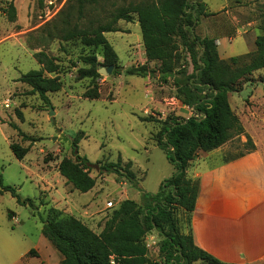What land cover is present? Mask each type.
<instances>
[{"label": "rangeland", "instance_id": "obj_1", "mask_svg": "<svg viewBox=\"0 0 264 264\" xmlns=\"http://www.w3.org/2000/svg\"><path fill=\"white\" fill-rule=\"evenodd\" d=\"M145 1L157 0H103L98 10L87 13L80 27L107 24L116 8H129ZM201 1L206 4L208 16L201 19L197 34L216 39L222 60L230 62L236 58L239 66L248 64L257 38H264V0ZM11 2L17 10L15 27H10L7 16L2 15ZM69 2L49 15L38 0H0V39L7 37L0 42V175L5 185L15 188L22 199L34 200L37 208L32 215L30 208L20 206L10 193H5L4 199H0V225L4 223L9 232L32 234L34 243L42 235L39 216H47L50 207L77 219L95 218L92 222L102 225L123 201L140 203L144 195L157 194L176 169L154 140L160 124L142 120L187 119L193 115L192 109L181 103L175 85L194 72L183 47L179 50L177 74L167 84L158 74L147 78L126 75V70L147 63L136 14L132 22L120 20L115 25L118 32L105 34L117 54L118 69L116 73L114 68L112 74H101L97 80L99 99H88L85 94L94 85L90 78H80V70L90 69L83 58L93 54L100 64L105 62L101 49L85 47L79 38L68 42L58 39L55 26L64 18L62 14ZM11 28L12 33L20 35L8 37ZM39 52L56 58L60 65L58 78L62 88L49 95L50 104L19 81L29 71L40 68L34 57ZM150 66L154 69L157 65ZM248 80L241 83L239 92L229 94V100L246 134L264 154V69L254 72ZM7 102L10 108L5 107ZM19 113L23 121L18 118ZM74 138L80 139L79 155L88 159L91 176L96 179L95 188L87 194L66 184L57 170L63 158L74 159ZM246 142L245 136L236 137L220 153L201 155L209 164L217 163L220 157L234 159L248 153ZM13 143L30 148L23 160L12 152ZM114 166L120 167V171H113ZM128 172L134 174L132 182L125 177ZM9 212L17 215V221L12 222ZM97 215L105 216L98 221ZM179 218L187 224L184 212H179ZM161 240L156 233L146 238L152 261L162 259Z\"/></svg>", "mask_w": 264, "mask_h": 264}, {"label": "trees", "instance_id": "obj_2", "mask_svg": "<svg viewBox=\"0 0 264 264\" xmlns=\"http://www.w3.org/2000/svg\"><path fill=\"white\" fill-rule=\"evenodd\" d=\"M102 1L70 0L62 14L64 18L55 26L58 39L68 42L79 38L85 47L102 50L104 64H100L93 54L83 58L90 69L80 70V78H90L94 85L86 92V97L90 100L100 97L97 84L101 77L100 66H114L115 73L118 69L117 54L105 34L118 32L115 25L120 20L132 22L136 14L147 63L126 70V75L147 78L158 74L159 79L167 84L177 74L179 50L183 47L192 60L194 72L183 83L175 85L181 103L192 109L193 115L187 119L168 117L156 120L151 117L142 120L160 124L154 140L176 169L157 194L144 195L140 203L130 199L123 201L109 216L100 234L81 220L50 207L47 216H39L43 224L42 234L62 256L61 264H112V258L119 264H226L196 246L191 232L182 231L184 222L179 218V212H184L188 225L200 193V183L189 178L188 169L199 152L217 150L241 136L247 139L248 153L230 160L256 150L230 104L229 94L239 92L243 81H249L254 72L264 69V38H257L256 50L248 64L239 66L236 58L230 62L222 60L216 39L202 38L196 32L201 19L208 16L206 4L201 0L145 1L129 8H116L107 24L81 28V21L87 13L98 10ZM38 3L42 6L43 0ZM2 13L9 22L17 21L13 2ZM34 57L40 68L29 71L19 81L50 104L49 95L62 88L58 78L59 62L45 52L36 53ZM151 63H155L156 68H151ZM18 118L23 121L21 113ZM13 127L17 129L15 125ZM24 138L35 141L28 136ZM79 141V138L73 140L74 159L63 158L58 171L66 184L87 194L95 188L96 179L91 176L88 159L79 155ZM10 148L18 160H23L30 152L29 147L14 143ZM114 167L113 171H120V167ZM125 177L132 182L134 174L128 172ZM0 193H10L20 206L30 208L34 215L37 209L34 200L22 199L15 188L4 184L1 175ZM153 233L162 239L159 245L162 259L159 262L149 258L146 244L147 236Z\"/></svg>", "mask_w": 264, "mask_h": 264}, {"label": "crops", "instance_id": "obj_3", "mask_svg": "<svg viewBox=\"0 0 264 264\" xmlns=\"http://www.w3.org/2000/svg\"><path fill=\"white\" fill-rule=\"evenodd\" d=\"M9 23L17 26V21ZM10 31L8 37L20 35ZM226 145L214 151L220 153ZM256 146L254 153L235 160L219 156L215 164L204 160L201 151L188 169L189 178L199 181L200 193L182 231L191 232L196 246L226 264H264V154ZM9 213L12 222L17 221V215ZM104 216L96 217L101 221ZM108 218L102 225L94 224L95 218L78 219L100 234ZM62 260L43 234L34 243L32 234L9 232L4 223L0 225V264H61Z\"/></svg>", "mask_w": 264, "mask_h": 264}, {"label": "built area", "instance_id": "obj_4", "mask_svg": "<svg viewBox=\"0 0 264 264\" xmlns=\"http://www.w3.org/2000/svg\"><path fill=\"white\" fill-rule=\"evenodd\" d=\"M68 0H43V6L47 14H56L66 3ZM6 108H10V104L7 102L5 104ZM112 264H119L114 261L112 258Z\"/></svg>", "mask_w": 264, "mask_h": 264}, {"label": "water", "instance_id": "obj_5", "mask_svg": "<svg viewBox=\"0 0 264 264\" xmlns=\"http://www.w3.org/2000/svg\"><path fill=\"white\" fill-rule=\"evenodd\" d=\"M113 70H114V66H111L107 69L101 68L99 72L100 74H112Z\"/></svg>", "mask_w": 264, "mask_h": 264}]
</instances>
